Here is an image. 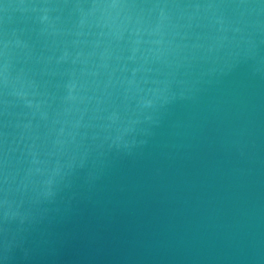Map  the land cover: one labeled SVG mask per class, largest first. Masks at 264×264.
<instances>
[{
    "label": "water",
    "instance_id": "obj_1",
    "mask_svg": "<svg viewBox=\"0 0 264 264\" xmlns=\"http://www.w3.org/2000/svg\"><path fill=\"white\" fill-rule=\"evenodd\" d=\"M0 264H264V0H0Z\"/></svg>",
    "mask_w": 264,
    "mask_h": 264
}]
</instances>
